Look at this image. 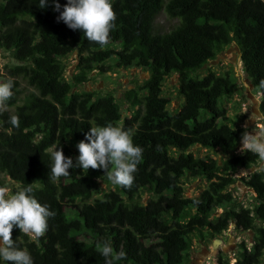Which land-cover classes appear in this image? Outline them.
<instances>
[{
    "label": "trees",
    "instance_id": "16d2710c",
    "mask_svg": "<svg viewBox=\"0 0 264 264\" xmlns=\"http://www.w3.org/2000/svg\"><path fill=\"white\" fill-rule=\"evenodd\" d=\"M38 4L0 0V48L19 62L2 80L11 78L14 87L0 113V186L12 182L15 191L31 184L38 202L55 212L39 240L14 227L16 245L30 252L34 264H105L98 243L124 254L114 264H185L193 238L212 241L234 225L253 233V245L240 244L234 263L222 252L216 264H263L264 170L240 179L256 194L252 208L238 204L232 192L240 169H252L258 156L249 151L220 161L192 150L231 154L241 139L243 131L232 126L220 105L235 93L233 72L195 76L234 42L251 84L262 94L264 115V0H111L115 26L103 46L57 22L52 0L44 8ZM162 11L179 21L165 33L155 25ZM74 52L77 73L70 83L63 59ZM113 58L117 68L149 73L124 94L128 117L113 94L76 90L94 71L109 72L104 64ZM173 75L184 98L174 114L163 96V84ZM20 79L32 89L22 104ZM107 124L128 130L143 150L131 187L113 185L101 169H69V176L51 179L52 150L58 147L75 160V145L90 127ZM188 176L207 181L195 197L186 196ZM98 180L108 190L94 198Z\"/></svg>",
    "mask_w": 264,
    "mask_h": 264
},
{
    "label": "clouds",
    "instance_id": "9594fccd",
    "mask_svg": "<svg viewBox=\"0 0 264 264\" xmlns=\"http://www.w3.org/2000/svg\"><path fill=\"white\" fill-rule=\"evenodd\" d=\"M48 0H39L44 8ZM53 11L59 13L57 22H63L70 30L80 31L86 40L99 46L105 45L110 31L115 26L116 14L111 0H66L61 6L52 0ZM264 87V81L261 82ZM14 83L11 78L0 82V104L13 96ZM17 117H10L12 125ZM87 141V142H85ZM241 152H252L264 162V129L245 130L241 135ZM78 155L65 157L58 147L51 152L49 175L55 180L69 176V169H101L113 185L129 188L133 184L134 173L142 158V148L134 145L128 130L107 124L90 127L85 140L75 145ZM115 165V170L110 168ZM55 216L47 204H41L33 195L31 184L11 191L0 186V264H34L29 251L19 248L11 238L13 228L32 240H39L48 229V222ZM99 254L105 264L123 259L124 254L114 252L107 243L97 244Z\"/></svg>",
    "mask_w": 264,
    "mask_h": 264
},
{
    "label": "rangeland",
    "instance_id": "374dc122",
    "mask_svg": "<svg viewBox=\"0 0 264 264\" xmlns=\"http://www.w3.org/2000/svg\"><path fill=\"white\" fill-rule=\"evenodd\" d=\"M178 23V20L170 19L166 13L162 11L156 18L155 25L159 32L165 33L174 29ZM77 59L78 55L76 52L66 59H63L67 70L65 79L70 83H72V77L77 73ZM116 61L117 60L113 58L108 63H105L104 65L106 69L109 67L111 68L109 72L94 71L90 74V81L79 86L76 90L80 92H94L97 97L113 94L122 107L123 116L128 117L131 116V109L124 99V94L127 90L141 85L142 82L149 78V73L135 67L128 69L117 68L115 67ZM16 65H19V62L12 57V53L0 48V82H2L3 77L8 76L7 70ZM226 71L233 72L236 88L235 93L232 96H226L220 101V105L227 110V115L232 121V126L241 129L243 132L245 130L251 132L258 129H264V115L260 113L259 109L262 94L251 84L241 60L239 46L235 42L229 46L225 52L219 55L216 60L210 62L201 69L195 76L203 78L206 74L211 72L223 74ZM19 81L21 84L20 89L23 93L20 102V104H22L24 96L31 92L32 89L23 79H20ZM163 96L170 101L169 110L171 113L174 114L180 110L184 98L180 95V85L177 75H173L164 82ZM5 110H7L6 106L0 104V113ZM13 110H15V108L11 109V111ZM240 148L241 144L239 141L236 150L231 154L206 150L201 147H195L192 151L198 157L210 155L213 158L222 161L233 155L244 154L245 152H241ZM172 154L176 155V152L173 151ZM254 167L258 168V170H264V162L259 161ZM249 175V170L240 169L237 174L239 180L232 186V192L237 203L245 208H252L256 196L255 192L240 180L243 177L248 179ZM98 183L101 187H99V185L97 186L94 198L101 197L104 191L108 190V186L104 184L102 180H98ZM206 185V180L193 179L189 176L186 177L184 180L186 196H197ZM7 188L14 191V189H17V185L11 182L7 184ZM143 195L145 198H148V194L143 193ZM223 211L224 208L215 211L211 215V219L216 218L222 214ZM258 226H260V224H258ZM253 237L254 235L251 231L240 232L235 230L234 225H232L227 231L212 241L199 243L196 238H193V247L187 255L185 264H216L217 257L222 252L227 254L231 259V262L234 263L240 244L245 243L251 248L253 245ZM215 241H220V243L215 246Z\"/></svg>",
    "mask_w": 264,
    "mask_h": 264
},
{
    "label": "water",
    "instance_id": "95a60500",
    "mask_svg": "<svg viewBox=\"0 0 264 264\" xmlns=\"http://www.w3.org/2000/svg\"><path fill=\"white\" fill-rule=\"evenodd\" d=\"M260 113H261V112H260ZM261 114H262V113H261ZM256 171H258V168L253 167L252 169L249 170V173L252 174V173H254V172H256ZM218 243H220V241H215V246H216V244H218Z\"/></svg>",
    "mask_w": 264,
    "mask_h": 264
}]
</instances>
